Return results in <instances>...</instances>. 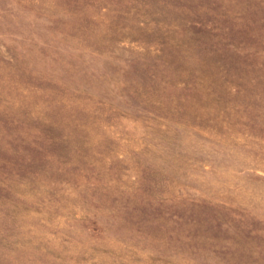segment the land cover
Instances as JSON below:
<instances>
[{
  "label": "rangeland",
  "instance_id": "374dc122",
  "mask_svg": "<svg viewBox=\"0 0 264 264\" xmlns=\"http://www.w3.org/2000/svg\"><path fill=\"white\" fill-rule=\"evenodd\" d=\"M0 264H264V0H0Z\"/></svg>",
  "mask_w": 264,
  "mask_h": 264
}]
</instances>
